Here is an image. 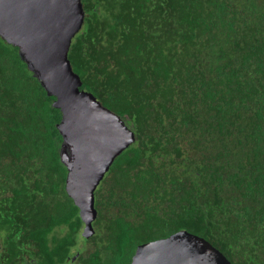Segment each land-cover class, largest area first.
I'll return each mask as SVG.
<instances>
[{
  "label": "trees",
  "instance_id": "trees-1",
  "mask_svg": "<svg viewBox=\"0 0 264 264\" xmlns=\"http://www.w3.org/2000/svg\"><path fill=\"white\" fill-rule=\"evenodd\" d=\"M81 2L72 72L135 141L84 238L61 112L0 38V264H130L179 231L264 264V0Z\"/></svg>",
  "mask_w": 264,
  "mask_h": 264
},
{
  "label": "water",
  "instance_id": "water-1",
  "mask_svg": "<svg viewBox=\"0 0 264 264\" xmlns=\"http://www.w3.org/2000/svg\"><path fill=\"white\" fill-rule=\"evenodd\" d=\"M82 0H0V38L18 49L62 115L65 190L78 209L84 238L93 234L94 193L113 161L134 141L122 119L73 74L67 58L85 17ZM130 264H231L203 238L179 231L138 246Z\"/></svg>",
  "mask_w": 264,
  "mask_h": 264
},
{
  "label": "rangeland",
  "instance_id": "rangeland-1",
  "mask_svg": "<svg viewBox=\"0 0 264 264\" xmlns=\"http://www.w3.org/2000/svg\"><path fill=\"white\" fill-rule=\"evenodd\" d=\"M81 246H79V248H80Z\"/></svg>",
  "mask_w": 264,
  "mask_h": 264
},
{
  "label": "clouds",
  "instance_id": "clouds-1",
  "mask_svg": "<svg viewBox=\"0 0 264 264\" xmlns=\"http://www.w3.org/2000/svg\"><path fill=\"white\" fill-rule=\"evenodd\" d=\"M85 14V13H84ZM85 18V17H84Z\"/></svg>",
  "mask_w": 264,
  "mask_h": 264
}]
</instances>
